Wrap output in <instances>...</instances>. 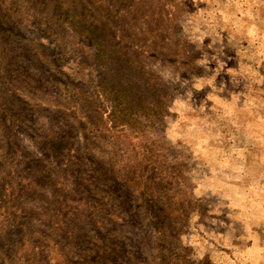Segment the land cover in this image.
<instances>
[{"label": "rangeland", "instance_id": "rangeland-1", "mask_svg": "<svg viewBox=\"0 0 264 264\" xmlns=\"http://www.w3.org/2000/svg\"><path fill=\"white\" fill-rule=\"evenodd\" d=\"M56 2L0 0V264H264V0Z\"/></svg>", "mask_w": 264, "mask_h": 264}, {"label": "trees", "instance_id": "trees-1", "mask_svg": "<svg viewBox=\"0 0 264 264\" xmlns=\"http://www.w3.org/2000/svg\"><path fill=\"white\" fill-rule=\"evenodd\" d=\"M92 1L93 0H58L56 5L58 10L60 9V11L63 13V23L68 27H72V29L78 34L85 36L87 41L96 45L98 52L102 53L100 41L97 40L99 35L97 34V31L94 32L93 28L94 21L97 20L89 16V14L85 16L87 5L94 7V4L91 3ZM105 1L109 3L113 0ZM101 36L104 37L105 35L101 34Z\"/></svg>", "mask_w": 264, "mask_h": 264}]
</instances>
